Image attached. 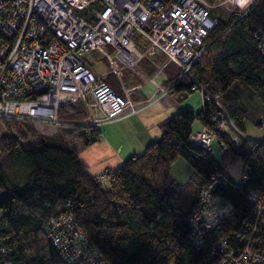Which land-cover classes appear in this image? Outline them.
Instances as JSON below:
<instances>
[{"label":"trees","instance_id":"1","mask_svg":"<svg viewBox=\"0 0 264 264\" xmlns=\"http://www.w3.org/2000/svg\"><path fill=\"white\" fill-rule=\"evenodd\" d=\"M247 3L231 0L236 9ZM216 14L209 44L189 75L176 81L178 66L166 67L178 100L194 91L193 84L204 87L210 98H204L201 111L179 109L163 120L161 136L142 154L108 171V180L90 174L64 136L76 133L88 143L99 135L87 125L79 102L59 107V131L51 135L38 133L30 118L0 117L5 126L0 135V264H67L45 229L51 216L63 212L71 214L107 264H217L207 252L225 237L230 246L249 244L264 256V212L258 219L260 232L251 236L257 212L250 201L251 193L264 190V139L245 133L242 102L249 90L257 94L262 107L256 122L264 127L259 119L264 112V0H254L244 13L232 11L226 19ZM225 112L224 120L243 131L239 142L219 127L223 119L212 121ZM197 118L224 143L217 154L191 140ZM33 135L37 141H30ZM179 156L193 167L186 182L171 175ZM238 161L244 164L245 179L230 173ZM212 176H217L213 195L232 208L197 249L188 220Z\"/></svg>","mask_w":264,"mask_h":264},{"label":"built area","instance_id":"2","mask_svg":"<svg viewBox=\"0 0 264 264\" xmlns=\"http://www.w3.org/2000/svg\"><path fill=\"white\" fill-rule=\"evenodd\" d=\"M253 1L236 9L231 0H0V117L57 126L59 107L79 102L88 115L87 125L98 129L101 119L92 115V109L107 118L118 117L127 108L136 113L139 108L132 96L119 93L86 52L108 47L109 66L118 75L144 56L163 53L180 68L179 81L189 75L192 63L208 46L218 23L215 9L226 4L233 12L244 13ZM260 48L264 52V41ZM191 89L201 90L203 99L210 98L199 84ZM227 117L228 113H221L212 121L223 119L219 127L239 142L243 131L224 120ZM259 119L264 123V112ZM190 138L213 155L224 146L206 127L193 130ZM99 178L108 180V172L99 173ZM216 186L217 176H212L189 216L190 240L197 249L204 247L210 232L232 208L213 195ZM250 201L257 212L252 236L260 232L264 190L251 193ZM45 229L67 264H107L71 214L51 216ZM228 241L227 237L215 241L207 252L217 264H264V256L249 244L233 247Z\"/></svg>","mask_w":264,"mask_h":264},{"label":"crops","instance_id":"3","mask_svg":"<svg viewBox=\"0 0 264 264\" xmlns=\"http://www.w3.org/2000/svg\"><path fill=\"white\" fill-rule=\"evenodd\" d=\"M163 55H159L158 62L161 63H158L156 69L155 60L154 62L145 61L141 64V68L138 67L143 72V76L133 75L131 78L134 81L132 98L136 103V107L139 108L136 113H130L128 108L124 113L115 118H107L102 112L96 113V116L101 119V124L98 128L99 135L88 143H84L76 133H66L64 135L77 149L79 158L87 166L90 174L97 175L101 172L115 170L125 160L142 154L150 142L161 136L162 130L160 124L163 120L173 115L179 109L186 107H188L186 109H194L193 106L187 104L186 106H182V104H179L176 94L170 90L173 82L168 80L171 75L169 68H166L168 67L166 65L167 60H164ZM87 61L91 63L89 60ZM149 63L153 65L154 70H150ZM160 73L163 75L161 84L158 83L157 86H155V83H152L150 86L145 84L148 80L154 79L156 74ZM118 92L121 93L120 91ZM202 107L203 103L200 107L195 108L197 111H201ZM2 129H4L3 125L0 124V131ZM67 134L74 137V143L67 138ZM187 168L193 174V169ZM230 173L232 175L231 171ZM192 174H190L189 178ZM174 179L179 182L187 181L183 178ZM234 179L240 180L241 178L237 179L234 177Z\"/></svg>","mask_w":264,"mask_h":264},{"label":"rangeland","instance_id":"4","mask_svg":"<svg viewBox=\"0 0 264 264\" xmlns=\"http://www.w3.org/2000/svg\"><path fill=\"white\" fill-rule=\"evenodd\" d=\"M228 7H229V5H226V4L221 5L215 9V12L218 13L224 19H226L229 17V15L231 14V11H232ZM108 52H109L108 47H102V49L91 50V51L86 52V57L94 60V62H95L94 68L97 71H99L101 74H103L105 76L106 80L108 82H110V84L114 88H116L121 93H129L132 97H133V91L132 90H133V86H134V81L131 79L132 76L133 75L143 76V74H142L143 72L138 67L141 68V64H143L145 61L146 62H154V60H155V63H161V62H158L157 59H159V55H163L161 53H156L152 56H144L136 65H134L133 67H127L122 75H118L109 66V61H108V57H107ZM163 58H164V60H167V64H166L167 66L172 64L175 67H177V65L172 63L168 59V57H166V55H163ZM178 68L179 67H177V69ZM179 72H181L180 68H179ZM162 79H163V75H161V73L158 75L156 74L154 79L148 80L145 84H148V86H150L152 83H155V86H157L158 83H160V84L162 83ZM178 101H179V104H182V106H186V104L193 106V108L195 109V110L193 109V111L197 112V109L195 107H200L201 104L203 103V101H204L203 93L201 90H194L193 92H190L187 96L179 98ZM242 102H244V107L246 108V115H245L244 120H243L246 133L248 134L249 137H251L253 139H257V140L264 139V127L259 126L256 122L258 114H259L261 107H262V102H261L260 98L257 96V94H255L254 92L249 90L248 92H246V94L242 98ZM186 108H188V107H186ZM94 112L95 111L92 109V115L93 116L96 115V113H94ZM99 112L101 113L102 111L99 110ZM99 112H97V113H99ZM0 124H2L3 128H4L0 131L1 132L0 135H1L5 132V126L2 123L1 118H0ZM34 126H35V129L38 131V133H42V134H47V135L50 134L51 135L52 133L54 134V133H57L59 131V127H57L55 125H51V124L34 122ZM200 126H201V123L197 118V120H195V122L193 123V128H195V130L196 129L198 130L201 128ZM198 127H200V128H198ZM66 136H68V134ZM67 138L72 143L75 142V139L72 135H69ZM37 140H38V138L36 135H33L30 137V141H32V142L37 141ZM215 153L217 154V150L215 151ZM187 167H190L191 169H193L192 165L183 156H179L171 165L172 177L173 178H183V179L187 180L189 178L190 174H192V171L190 173L189 168H187ZM243 170H244V164L242 161L236 162L230 168L232 175L237 179L242 177Z\"/></svg>","mask_w":264,"mask_h":264},{"label":"snow or ice","instance_id":"5","mask_svg":"<svg viewBox=\"0 0 264 264\" xmlns=\"http://www.w3.org/2000/svg\"><path fill=\"white\" fill-rule=\"evenodd\" d=\"M242 2H246V0H242Z\"/></svg>","mask_w":264,"mask_h":264}]
</instances>
